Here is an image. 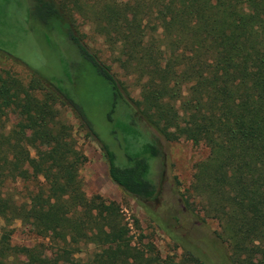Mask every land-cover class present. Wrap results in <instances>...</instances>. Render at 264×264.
Wrapping results in <instances>:
<instances>
[{"label":"trees","instance_id":"trees-1","mask_svg":"<svg viewBox=\"0 0 264 264\" xmlns=\"http://www.w3.org/2000/svg\"><path fill=\"white\" fill-rule=\"evenodd\" d=\"M32 2L29 16L45 27L46 47L50 31L61 33L86 67L77 75L59 58L57 69L45 68L51 75L29 69L25 85L0 75V117L16 114L7 129L0 118V264H264V0ZM74 16L101 38L136 99L74 35ZM93 74L107 92L83 93L81 76ZM57 104L100 141L108 177L137 203L155 192V135L207 147L181 196L216 222L217 260L174 235L177 258L160 256L151 241L133 242L118 203L84 194L79 169L86 157L56 118ZM138 116L154 134L141 130ZM16 180L39 182L17 202L3 189ZM14 220L42 240L12 244ZM90 244L98 250L84 260L79 254Z\"/></svg>","mask_w":264,"mask_h":264},{"label":"rangeland","instance_id":"rangeland-1","mask_svg":"<svg viewBox=\"0 0 264 264\" xmlns=\"http://www.w3.org/2000/svg\"><path fill=\"white\" fill-rule=\"evenodd\" d=\"M32 6V0H0V75L10 74L25 85L31 76L29 69L51 75L52 70L45 68L50 64L57 69L59 58L62 63L72 64L73 71L77 75L83 73L86 63L81 60L73 44L64 35L50 31L52 47H46L45 27L38 18L29 16ZM71 26L74 35L79 37L87 51L99 62L109 65V72L116 78L125 80L129 96L136 99L137 89L130 85L129 79H124L119 68L111 62V55L101 42V38L92 34L89 25L77 16L73 17ZM1 45L7 50H3ZM80 83L85 95L86 92L96 94L100 91L107 92L106 82L98 75L81 76ZM54 108L56 118L68 126L76 148L86 157L79 169L84 194L86 196L96 194L118 203L133 242L139 239L141 242L151 241L160 256L172 254L177 258L181 249L171 236L174 235L189 240L203 253L206 252L212 259L217 260L218 252L215 247H220L221 244L214 235V230L217 229L216 222L204 218L198 205L186 206L183 201L186 194L181 196L191 180L193 165L207 156V147L201 143L193 144L190 140L181 137L166 141L155 135L157 155L149 162L155 193L150 200L137 203L108 177L100 141L94 136L86 135V129L67 105L57 104ZM12 110L5 111L6 114L0 117L5 129L10 128L15 122L16 114ZM138 120L141 130L144 127L154 134L153 130L142 124L139 116ZM102 137L107 138L106 135ZM113 140L121 147L122 142L119 139L113 136ZM30 152L33 155V152ZM38 182L16 180L7 182L3 189L14 200L22 202L37 188ZM189 199L193 198L189 197ZM3 225V220L0 219V230ZM8 228H11L12 244L30 246L42 240L26 222L14 220ZM94 250L98 248L90 244L82 249L79 256L85 260Z\"/></svg>","mask_w":264,"mask_h":264},{"label":"flooded vegetation","instance_id":"flooded-vegetation-1","mask_svg":"<svg viewBox=\"0 0 264 264\" xmlns=\"http://www.w3.org/2000/svg\"><path fill=\"white\" fill-rule=\"evenodd\" d=\"M154 193H155V192H154ZM153 196H154V195H153ZM153 196H152V197H153ZM152 197H150V198H146V199H142L141 202L148 201V200H150Z\"/></svg>","mask_w":264,"mask_h":264}]
</instances>
